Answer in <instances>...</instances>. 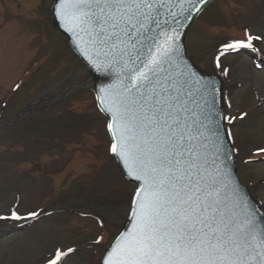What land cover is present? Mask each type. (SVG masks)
<instances>
[{
	"label": "rangeland",
	"instance_id": "1",
	"mask_svg": "<svg viewBox=\"0 0 264 264\" xmlns=\"http://www.w3.org/2000/svg\"><path fill=\"white\" fill-rule=\"evenodd\" d=\"M53 1L0 0V127L9 124L0 130V216L46 213L71 201L97 206H65L30 228L0 220V264H47L56 250L71 253L64 264H99L135 189L108 153L107 120L96 108L91 81L66 95L91 77L52 27ZM249 34L261 37L252 42L257 50L224 56L212 72L224 82L240 178L264 211V0H215L195 20L186 47L207 69L217 50ZM67 78L72 81L54 91L53 102L14 123Z\"/></svg>",
	"mask_w": 264,
	"mask_h": 264
},
{
	"label": "snow or ice",
	"instance_id": "2",
	"mask_svg": "<svg viewBox=\"0 0 264 264\" xmlns=\"http://www.w3.org/2000/svg\"><path fill=\"white\" fill-rule=\"evenodd\" d=\"M177 3L189 7L177 13ZM202 3L57 0L56 17L81 37L94 71L112 78L97 89L111 117L110 150L140 182L129 209L133 228L104 264H264V213L228 174L233 149L220 135L228 117L217 110L215 84L198 78L177 43L179 16L200 12ZM260 39L249 34L224 47L256 51ZM21 219L15 210L0 216ZM65 255L56 250L47 264H64Z\"/></svg>",
	"mask_w": 264,
	"mask_h": 264
},
{
	"label": "water",
	"instance_id": "3",
	"mask_svg": "<svg viewBox=\"0 0 264 264\" xmlns=\"http://www.w3.org/2000/svg\"><path fill=\"white\" fill-rule=\"evenodd\" d=\"M212 0H207V3H202L199 5L200 7V12H195L193 11L191 13V15L185 19L184 15H180L179 19L183 21L184 26L182 28H179V31L181 33V35L178 37L177 39V43L180 45V54L183 57V60L197 73V76L200 80H202L203 82H213L215 84L216 87V107L217 110H220L223 112V98H222V80L214 75L208 74L203 72L201 69H199L195 63L189 58L187 51H186V46H185V39H186V35L188 33V30L191 28L194 20L197 18V16L201 13V11L205 8V6L210 3ZM57 3V1H56ZM56 3L54 4V7L52 9V14L56 20V27L58 28V30L67 38L72 50L75 52V54L78 56L79 59H81L85 65L90 69L93 77H94V82H95V86H96V92L97 89L100 87V85L102 84H109L112 83V78L111 77H107V76H101L99 73L95 72L92 65L89 63V59L88 56L90 55V53L88 54H84L80 51V47H78V45L82 46L83 42L81 37L77 36L74 32L72 31H68L65 28L64 23L58 19L56 17L55 14V8H56ZM181 7H183L185 10H187V8L189 7V5L184 4V5H180L179 3H177L174 6V11L177 13H180L181 11ZM169 20L171 21V17H169ZM173 23L175 24V22L173 21ZM177 27H179L178 25H176ZM86 39V38H85ZM97 96H98V92H97ZM100 97L98 96V100L100 102ZM107 107V105H101L100 103V108L101 110L108 116L109 121L111 119L110 114L106 113L104 111V108ZM221 137L223 138L224 142L232 149V145L230 143L229 137H228V133L226 130V126H225V121L222 122V128H221V133H220ZM117 162L119 163L125 177L132 182H136V183H140L139 181H136L135 179L131 178L128 173L127 170L125 168V165L120 161V159L118 157H116ZM228 174L229 177L231 179V181L236 184L238 186L239 189V193L240 195L247 200L252 206H254L255 208H257L259 211V207L256 204V202L253 200V198L250 196V194L248 193V191L244 188V186L240 183L239 181V176L235 167V155H234V151H232L230 157H229V161H228ZM261 212V211H260ZM135 221L133 219V216L130 215L128 221L126 222V224L124 225V230L120 233V235L118 236V238L115 239V241L111 244V246L109 247V249L105 252L101 264H104V260L109 258L108 257V253L112 251V248L115 244V242L120 238V236L125 233V232H129L132 230L133 225H134Z\"/></svg>",
	"mask_w": 264,
	"mask_h": 264
},
{
	"label": "bare ground",
	"instance_id": "4",
	"mask_svg": "<svg viewBox=\"0 0 264 264\" xmlns=\"http://www.w3.org/2000/svg\"><path fill=\"white\" fill-rule=\"evenodd\" d=\"M214 63H215V57H213L208 63H207V69L208 71L212 72L214 70Z\"/></svg>",
	"mask_w": 264,
	"mask_h": 264
}]
</instances>
